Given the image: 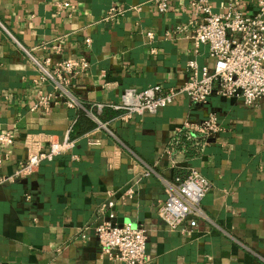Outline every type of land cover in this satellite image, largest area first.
<instances>
[{"label":"crops","instance_id":"crops-1","mask_svg":"<svg viewBox=\"0 0 264 264\" xmlns=\"http://www.w3.org/2000/svg\"><path fill=\"white\" fill-rule=\"evenodd\" d=\"M169 1L161 13L156 0H0V23L40 58L84 56L88 67L71 76L67 90L89 108L119 101L126 88L179 87L191 60L212 67L207 45L195 48L186 35L195 26L190 0ZM233 1L210 0L212 11ZM113 5L123 13L103 20ZM237 5L244 13L257 11V0ZM57 40L55 54L50 45ZM40 91L55 97L50 108L34 107ZM66 99L51 83L38 82L35 66L0 26V133L12 139L0 148V264H124L102 255L94 235L110 200L115 222L144 227L143 264H264V96L246 106L216 93L203 104L179 94L157 113L129 120L105 109L101 124ZM79 110L96 126L79 135L73 130L70 152L29 177L1 182L26 159L29 146L62 140ZM210 114L219 131L189 154L178 149L173 142L182 123ZM192 169L210 183L201 201L204 216L195 227L186 221L170 231L158 216L165 181Z\"/></svg>","mask_w":264,"mask_h":264},{"label":"built area","instance_id":"built-area-1","mask_svg":"<svg viewBox=\"0 0 264 264\" xmlns=\"http://www.w3.org/2000/svg\"><path fill=\"white\" fill-rule=\"evenodd\" d=\"M61 7L67 2L58 3ZM169 0H156L157 10L166 12ZM256 13H244L237 0L225 6L222 12H213L210 0H190L189 9L195 18V26L186 35L194 47L207 45L209 55L213 58L211 68L198 67L194 60L187 63V79L179 87H165L155 84L145 89L126 88L117 102H96L89 108L79 105L67 90L71 76L84 71L88 61L84 56L67 57L52 61L50 57L40 58L34 51L22 45L1 23V28L8 33L19 49L28 57L38 72V82L51 83L54 91L61 97H67L69 107H81L97 123L98 114L105 109L119 112V118L129 120L134 116L155 114L170 105L175 97L182 94L193 104H203L208 97L216 93L223 97H236L244 105L253 106L264 96V0H257ZM123 13L115 5L111 6L103 20L108 21ZM152 39L154 33H146ZM90 43V39H86ZM42 48H46L43 45ZM51 50L58 54L61 42L54 41ZM50 93L39 92L34 105L48 109L56 101ZM57 103V102H56ZM74 121L67 129L62 140H51L47 146L35 143L29 146L25 160L19 161L13 173L6 175L1 182H8L16 177H29L45 161L66 154L74 147L72 138ZM220 129L217 117L210 114L201 120L186 119L177 129V135H183L190 142V147H198ZM8 131L0 133V148L11 142ZM173 143H179L175 137ZM183 150V149H182ZM4 159L0 157V168ZM210 189L209 181L198 171L192 169L184 176L176 175L165 181L166 198L159 205L158 216L170 231L182 230L188 221L190 228L197 225L204 216L201 201ZM127 193L130 195L132 190ZM108 213L94 228L100 253L111 261L124 264H143L147 259L146 235L141 224L132 221L115 222V203H106Z\"/></svg>","mask_w":264,"mask_h":264},{"label":"trees","instance_id":"trees-1","mask_svg":"<svg viewBox=\"0 0 264 264\" xmlns=\"http://www.w3.org/2000/svg\"><path fill=\"white\" fill-rule=\"evenodd\" d=\"M116 112V111H115ZM119 113V112H118ZM116 113H113V115ZM96 126L83 110H79L74 124V135H79L93 129ZM179 143H174L178 149H183L186 154H189L195 148L190 147V142L183 135L176 136Z\"/></svg>","mask_w":264,"mask_h":264}]
</instances>
